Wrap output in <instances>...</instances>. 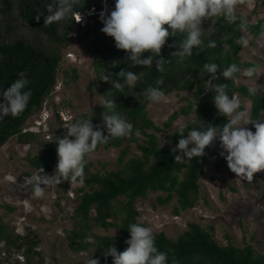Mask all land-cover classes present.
Masks as SVG:
<instances>
[{
    "label": "trees",
    "instance_id": "trees-1",
    "mask_svg": "<svg viewBox=\"0 0 264 264\" xmlns=\"http://www.w3.org/2000/svg\"><path fill=\"white\" fill-rule=\"evenodd\" d=\"M105 2L109 10L115 5V0ZM45 6L46 0H0V91L6 90L21 70H26L29 79L26 87L31 89V97L26 108L18 115H8L0 120V146L15 135L22 143H29L37 138L38 133L35 131L24 130L27 119L41 110L44 100L55 89L62 58V53L55 48V45L66 42L68 35L76 28L77 22L74 17L54 21L51 24L45 23L48 15ZM91 6L95 9L89 14L94 18L93 24L100 26L98 31L93 28V24L85 28V32L94 31L90 40V49L95 53L94 86L103 96L115 97V110L133 124L129 135L111 138L105 143L97 144L95 149L100 146L107 148L122 146L126 138H130L138 146L139 152L128 156L129 144H127L121 148L117 166L107 170L93 171L92 162L85 163L83 181L77 178L84 185L79 188L82 194L75 207V218H77L68 237L73 249L84 250L93 243V240H86L85 237L95 236L97 239L93 244L96 251L93 257L99 258V264H113L112 255L104 254L105 248L113 243L118 250H124L128 246L126 237L130 236L127 225L131 222L143 223L139 220L140 211L136 206V199L147 196L153 191L159 193L157 199L161 204L169 203L174 197L179 209H186L197 204L201 196V180L205 162L210 155L213 143L206 146L205 154L200 158L175 161V153L172 149L181 135L187 133L176 132L178 127L166 134L172 146L165 147L161 144L156 131H161L163 128L157 125L148 113L147 105L150 101L143 95L145 88L149 84H155L157 78H162L163 83L159 86L165 90L166 94L174 90L188 91L191 99L181 111L185 114L193 111L195 118L187 120L184 124L201 126L211 122L218 125L225 123L227 116L219 113L216 108L212 99L213 92L204 88L205 80L212 74L204 72L203 64L215 61L224 67L231 62H236L244 68L253 66L254 63L242 59V46L236 43V37L240 34L239 30L235 25H230L223 21L222 17H218L214 22L210 18L205 20V48L198 51L200 46H193L191 57L181 59L171 55L176 47L171 42L182 40L184 34L179 31L172 33V29L169 28L170 34L161 50V54L167 60L163 70L157 69L155 64L133 65L128 50L117 47L114 37L101 30L103 21L99 18V12L105 7L102 0H77L76 9L77 12L86 11ZM21 20L36 34L45 37L46 41L38 42L30 35L7 39V35L12 34L16 22ZM249 25L261 30L264 26V17ZM164 26L169 27L167 22ZM212 39L217 41V45L208 47L207 42ZM49 41L54 45L48 46ZM224 43H227L229 47L225 48ZM129 68L136 72H143L133 90L135 94L120 92L113 87L110 80L100 77L105 71V74L119 79L116 73L121 69ZM219 71L218 69L217 72ZM219 79L221 82L225 81L224 77ZM227 83L230 92H238L251 99V116L262 115L264 94L260 88L255 93H250L247 84H238L237 81L231 80H227ZM125 91L128 89L126 88ZM103 111L104 106L100 105L90 112L76 115L74 119L89 116L93 125L101 127L107 134L103 124ZM175 117L176 114L172 115L166 125H170ZM64 131L55 135V138L67 134V129ZM140 132L145 136L141 137ZM55 138L30 158L35 171L42 168L44 173L56 169L58 156ZM218 154L219 157L226 159V155H221V151ZM7 207L10 210L14 209L10 204H7ZM114 218L120 219L118 222L121 228L120 234L111 236L93 232L94 225L108 227L115 223ZM214 229L215 226L212 223L202 225L198 221H189L187 228L176 238L169 236L164 230L153 234L158 248L167 251L170 260L175 257L179 264H264V254L258 252L253 244L245 243L241 246L233 239L223 244L214 235ZM24 239V235L13 233L0 217V243L3 244L0 250L4 251V254L0 255V264H43L42 259L33 262L32 257H26V252L32 251V248H24ZM17 251L24 252V260L14 256ZM33 252L42 258L38 250ZM73 264H83V262Z\"/></svg>",
    "mask_w": 264,
    "mask_h": 264
},
{
    "label": "rangeland",
    "instance_id": "rangeland-1",
    "mask_svg": "<svg viewBox=\"0 0 264 264\" xmlns=\"http://www.w3.org/2000/svg\"><path fill=\"white\" fill-rule=\"evenodd\" d=\"M105 1L102 0V3L105 4ZM93 8L94 6H91L88 11L86 10L88 17L81 22L74 17L77 22L74 31L68 35L66 42L55 45L62 53L58 79L55 89L44 100L47 101L49 108L55 110L62 105H70L74 117L100 106L99 100L103 96L94 86L95 53L90 49L94 31L85 32V28L93 24L94 18L89 15L94 12ZM45 9L49 14L47 6ZM238 11L249 19V24L256 23L264 17V1L241 0ZM93 28L98 31L100 26L94 23ZM262 31L264 28L257 30L253 25L249 26V45L242 46L241 56L243 60L254 63L253 66L244 68L255 67L256 72L252 76L241 75L237 83L260 88L264 94ZM25 35H30L38 42L46 41L45 37L36 34L22 20L16 22L12 34L7 35V39ZM53 45L49 41L48 46ZM236 94L243 101L242 107L246 106L250 114L251 99L238 92ZM167 95L168 102H149L147 109L154 122L163 128L156 131L161 144L171 147L172 142L166 134L187 120L194 119L195 113L191 111L185 114L181 111L191 99L188 91L174 90ZM43 108L44 103L41 110ZM39 112L40 110L30 116L25 126L29 125ZM174 114L176 117L172 119L171 124L166 125ZM261 117L264 118V110ZM247 126L251 127V122ZM65 129L62 121L52 118L50 138L46 137L45 132H36L38 133L36 139L22 143L15 135L0 146V217L13 233L25 236L24 248H32V251L26 252V257H32L33 262L42 259L43 264H73L83 262L96 251L93 244L97 239L95 236H92L93 243L84 250L73 249L68 237L77 218L75 207L82 194L79 188L84 186L81 181L62 180L50 185L42 184L44 193L40 197L32 196L30 186L24 183L25 177L35 172L30 158L45 148L59 132H65ZM139 135L145 136L141 132ZM127 144L128 156L139 152L136 143L126 138L122 146L108 148L100 146L91 151L86 154V162H92L93 171L116 167L121 148ZM219 151H222L220 141L215 139L205 162L201 196L195 206L179 209L175 197L169 203L161 204L157 199L159 193L152 191L147 196L136 199V206L140 211L139 220L152 226L153 233L164 230L173 238L187 228L189 221H198L202 225L212 223L215 226L214 235L221 243L226 244L230 239L241 246L251 243L258 252L264 254V167L255 170L251 180L244 179L229 168L227 159L219 157ZM55 171L56 169H51L44 174L52 175ZM7 204L14 209L10 210ZM113 220L115 223L108 227L94 225L93 232L111 236L120 234L121 228L118 223L120 219ZM34 250H38L42 258L34 253Z\"/></svg>",
    "mask_w": 264,
    "mask_h": 264
},
{
    "label": "clouds",
    "instance_id": "clouds-1",
    "mask_svg": "<svg viewBox=\"0 0 264 264\" xmlns=\"http://www.w3.org/2000/svg\"><path fill=\"white\" fill-rule=\"evenodd\" d=\"M240 3L241 0H115V5L110 10L105 3V7L100 9L99 18L103 21L101 30L114 37L117 47L128 50L131 64H155L157 69L163 70L167 60L161 50L170 34L169 28L172 33L179 31L184 34L182 40L171 42L176 45L171 55L181 59L193 55V46H200L198 51L205 48L204 22L209 18L214 22L222 17L223 21L235 25L240 33L236 37V43L248 46L249 19L238 11ZM76 4L77 0H46L49 14L45 23L51 24L69 17L80 20L81 12H77ZM94 10L93 8L92 11ZM165 22L169 27L164 26ZM261 35H264V31ZM216 45L215 39L207 42L208 47ZM223 46L229 47L227 43ZM203 70L212 74L205 80L204 88L213 92V102L219 113L227 116V121L218 125L211 122L201 126L180 124L176 132L187 134L181 135L172 149L175 161L202 157L206 146L218 139L221 155H226L229 168L239 177L251 180L253 172L264 167V118L253 117L246 106L242 107V99L235 92H230L227 80L236 82L241 75L252 76L256 68H242L236 62L221 67L217 62L210 61L203 64ZM142 75V71L136 72L129 68L116 73L119 79L105 74V71L100 77L110 80L120 92L134 93ZM220 77H224L225 81L221 82ZM28 83L26 70H21L10 86L0 91V120L8 115H18L26 108L31 97V89L26 87ZM162 83L163 79L157 78L155 84H149L144 90V97L150 102H168V95L159 86ZM126 88L128 91H125ZM256 90L255 86H249L250 93H255ZM99 103L104 106L102 116L107 134L101 127L94 126L89 116L66 123L64 126L67 134L55 138L58 156L55 173L44 174L40 168L25 177L24 183L30 186L32 196H42L45 185L62 180L72 182L77 178L83 181L86 154L93 151L97 144L129 135L133 124L115 110V97L104 95ZM250 122L251 127L247 126ZM127 227L130 236L126 237L128 246L124 250H118L113 243L105 248L104 254L112 255L113 264H179L175 257L170 260L168 252L158 248L152 226L131 222ZM85 239L91 241L93 238L88 235ZM83 264H99V258L89 256Z\"/></svg>",
    "mask_w": 264,
    "mask_h": 264
},
{
    "label": "built area",
    "instance_id": "built-area-1",
    "mask_svg": "<svg viewBox=\"0 0 264 264\" xmlns=\"http://www.w3.org/2000/svg\"><path fill=\"white\" fill-rule=\"evenodd\" d=\"M88 11V10H87ZM81 12V19L77 20L78 22L83 21L84 18H87L86 11ZM53 114V115H52ZM52 118H57L63 122L65 125L66 123L70 122L74 119V112L70 105H62L58 109L49 108L47 101L44 102V108L40 110L38 115L34 116L32 122L25 126L24 130H32L35 132H45L46 137H51V121ZM2 242L0 246H2ZM4 254V251L0 250V255ZM14 256L18 259L24 260L25 255L23 251H17L14 253ZM5 264V263H4Z\"/></svg>",
    "mask_w": 264,
    "mask_h": 264
}]
</instances>
